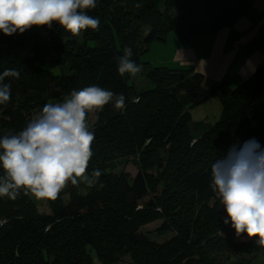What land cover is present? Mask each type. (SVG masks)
Segmentation results:
<instances>
[{
    "label": "trees",
    "instance_id": "trees-1",
    "mask_svg": "<svg viewBox=\"0 0 264 264\" xmlns=\"http://www.w3.org/2000/svg\"><path fill=\"white\" fill-rule=\"evenodd\" d=\"M249 7L248 0H97L86 11L99 19L98 30L73 36L54 23L47 53L38 33L0 31V73H20L5 79L11 99L0 105V136L22 131L34 112L72 90L97 85L126 98L123 111L110 103L90 127L95 140L88 174L102 173L94 185L69 182L58 199L48 200L51 214L23 190L16 200L0 197V264H117L125 256L132 264H253L264 255L258 237L237 236L224 223L227 214L210 187L212 164L233 145L240 151L254 138L264 148V63L242 85L223 80L208 89L193 69L141 62L172 33L183 42L213 35ZM125 48L142 65L149 88L118 73L116 57ZM212 98L221 102V118L192 149L189 141L200 137L188 134L193 109ZM130 164L134 177L123 170ZM173 173L181 180L175 187L165 181ZM159 220L157 233L176 231L166 243L140 233Z\"/></svg>",
    "mask_w": 264,
    "mask_h": 264
},
{
    "label": "clouds",
    "instance_id": "clouds-1",
    "mask_svg": "<svg viewBox=\"0 0 264 264\" xmlns=\"http://www.w3.org/2000/svg\"><path fill=\"white\" fill-rule=\"evenodd\" d=\"M96 7L97 0H0V31L12 36L58 23L79 36L89 28L98 30L99 19L86 11ZM132 56V49L125 48L116 57L121 76L141 71ZM19 77L15 69L0 73V105L11 99L5 79ZM110 103L123 111L126 98L97 85L72 90L62 102L46 103L22 131L0 136V197L16 200L23 190L35 199L55 201L69 182L94 185L102 173L95 169L88 174L95 140L88 114ZM210 187L227 214L224 223H231L237 236L258 237L255 243L264 247V148L259 142L248 140L240 151L233 145L225 158L216 160Z\"/></svg>",
    "mask_w": 264,
    "mask_h": 264
},
{
    "label": "crops",
    "instance_id": "crops-1",
    "mask_svg": "<svg viewBox=\"0 0 264 264\" xmlns=\"http://www.w3.org/2000/svg\"><path fill=\"white\" fill-rule=\"evenodd\" d=\"M248 3L250 7L233 26L213 35H198L191 42H183L175 35L167 39L164 48L174 54L165 62L173 68L193 69L203 76V85L208 89L223 80L234 87L242 85L264 63V0ZM156 61L160 60L154 57L150 63L162 64ZM261 101L264 103V94ZM253 264H264V255Z\"/></svg>",
    "mask_w": 264,
    "mask_h": 264
},
{
    "label": "rangeland",
    "instance_id": "rangeland-1",
    "mask_svg": "<svg viewBox=\"0 0 264 264\" xmlns=\"http://www.w3.org/2000/svg\"><path fill=\"white\" fill-rule=\"evenodd\" d=\"M31 33H38L41 38L42 42V47L43 51L47 53L49 51L48 49V36H49V31L50 28L47 27H33L29 29ZM174 33H172L168 39L171 37H174ZM176 36V35H175ZM172 41V40H171ZM170 41V43H171ZM161 43V45H160ZM154 43L152 51H149L147 54H144L141 56V62L142 63H148L150 62L154 57L158 58L160 61H156L157 63H162L161 65H153L155 67H170L173 68L171 64L165 62L172 60L174 51L172 50H167L164 47L167 45V43ZM165 62V63H164ZM47 67L52 69L54 72H58L57 66L55 65L54 61H48ZM134 80H136V86L139 89L142 88H149L150 84L147 79H145L141 73L139 72L135 77ZM67 97V96H66ZM181 97V96H180ZM65 99V97L61 100H57L54 102H48V103H57V102H62ZM184 103H188L189 100H183ZM193 121L190 122L189 128H188V134L189 136L192 134L193 137L199 136L197 139H192L189 141L188 145L192 149H198V147H195V144L198 143L199 141H203L206 139L208 131H206L207 127L210 129L211 126H214L217 122H219L222 114L221 110V102L218 98H212L208 102H206L204 105L193 109ZM36 114V112H34ZM97 112L96 113H89L88 114V123L91 126L95 125L97 122ZM194 145V147L192 146ZM154 158H158L157 156H154ZM163 159H171L172 157L169 156H164L162 157ZM180 160V159H179ZM174 166H172L173 168ZM123 170L126 172H129L132 177L136 176L137 170L136 167L133 165H128L123 168ZM165 181H169L168 183L175 187L179 184L178 181H181L179 177H177L174 173L172 175H168V179ZM68 185L65 187L64 190H66ZM38 205H39V210L42 213L45 214H51V209L48 205V200H38L36 199ZM187 201H190V199H187ZM190 202H188L189 204ZM186 204V205H188ZM193 207H198L199 205L196 206V204L192 205ZM182 209H180L177 213L181 212ZM163 224L162 220L156 221L155 223H150L140 229V233L143 235H146L147 238L150 240L156 241L158 243H166L170 239H172L176 235V231H172L166 234H159L157 233V229L161 227ZM96 255H94V258ZM96 261V258H95ZM117 264H132V261L130 259V256H125L122 258V261L117 263Z\"/></svg>",
    "mask_w": 264,
    "mask_h": 264
}]
</instances>
